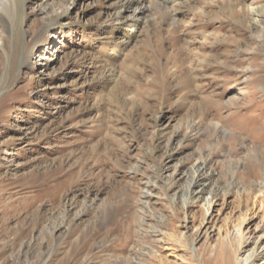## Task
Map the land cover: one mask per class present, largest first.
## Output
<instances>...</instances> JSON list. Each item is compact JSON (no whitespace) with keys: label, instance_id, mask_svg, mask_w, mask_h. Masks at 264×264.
I'll return each instance as SVG.
<instances>
[{"label":"rangeland","instance_id":"rangeland-1","mask_svg":"<svg viewBox=\"0 0 264 264\" xmlns=\"http://www.w3.org/2000/svg\"><path fill=\"white\" fill-rule=\"evenodd\" d=\"M148 1L136 34L115 0L0 21V264H227L264 218V0Z\"/></svg>","mask_w":264,"mask_h":264},{"label":"bare ground","instance_id":"bare-ground-1","mask_svg":"<svg viewBox=\"0 0 264 264\" xmlns=\"http://www.w3.org/2000/svg\"><path fill=\"white\" fill-rule=\"evenodd\" d=\"M15 1L17 0H0V21L4 23L5 28L9 32H13V19L16 9ZM181 2L177 3V0H155L151 3L153 5L156 4L157 10L162 12V8H166V4H171L172 6H170V8L172 9L174 5L181 4ZM113 3L112 13L110 12V15H108L110 25L114 27L123 26L127 28V31L130 33L132 32V34H136L138 25H140L142 20L147 19V13L151 9V5L148 4L149 1L115 0ZM246 12L248 13L247 20L251 30L261 32L260 29L264 27V5L254 6L251 3L247 4ZM130 39H132V37ZM130 39H127L128 42L126 43H129ZM210 205V203L204 204V207L207 206L205 213L209 212ZM263 219V217L258 221H256V218L254 217L244 219L237 224L232 231H229L228 234L224 235L222 242L227 244L231 249V253L226 260L227 264H264Z\"/></svg>","mask_w":264,"mask_h":264}]
</instances>
